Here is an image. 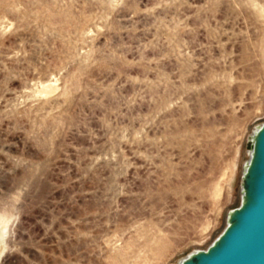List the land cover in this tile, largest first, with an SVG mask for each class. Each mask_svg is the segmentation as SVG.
<instances>
[{
	"label": "rangeland",
	"instance_id": "1",
	"mask_svg": "<svg viewBox=\"0 0 264 264\" xmlns=\"http://www.w3.org/2000/svg\"><path fill=\"white\" fill-rule=\"evenodd\" d=\"M262 124L264 0H0V264L206 250Z\"/></svg>",
	"mask_w": 264,
	"mask_h": 264
},
{
	"label": "water",
	"instance_id": "2",
	"mask_svg": "<svg viewBox=\"0 0 264 264\" xmlns=\"http://www.w3.org/2000/svg\"><path fill=\"white\" fill-rule=\"evenodd\" d=\"M241 179V202L227 215L226 227L206 249L179 264H264V124L251 136Z\"/></svg>",
	"mask_w": 264,
	"mask_h": 264
}]
</instances>
